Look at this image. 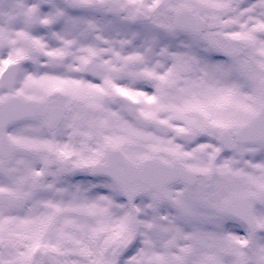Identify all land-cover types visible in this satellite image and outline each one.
Returning a JSON list of instances; mask_svg holds the SVG:
<instances>
[{"label":"clouds","instance_id":"obj_1","mask_svg":"<svg viewBox=\"0 0 264 264\" xmlns=\"http://www.w3.org/2000/svg\"><path fill=\"white\" fill-rule=\"evenodd\" d=\"M0 264H264V0H0Z\"/></svg>","mask_w":264,"mask_h":264},{"label":"snow or ice","instance_id":"obj_2","mask_svg":"<svg viewBox=\"0 0 264 264\" xmlns=\"http://www.w3.org/2000/svg\"><path fill=\"white\" fill-rule=\"evenodd\" d=\"M63 83L64 82H59V81L51 82L50 85H49V91H51V92H59V91H62L63 90V87H62ZM118 91H121V94L122 95H130L129 93L124 92V91H122L120 89H118ZM224 100L227 101V98L225 97ZM149 102H151V100H149ZM35 247L38 249L40 247V245L37 244Z\"/></svg>","mask_w":264,"mask_h":264}]
</instances>
